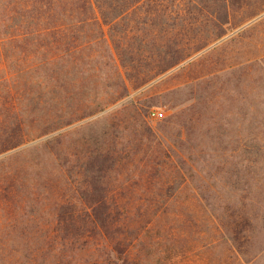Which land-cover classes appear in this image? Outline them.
Instances as JSON below:
<instances>
[{
  "label": "trees",
  "instance_id": "trees-1",
  "mask_svg": "<svg viewBox=\"0 0 264 264\" xmlns=\"http://www.w3.org/2000/svg\"><path fill=\"white\" fill-rule=\"evenodd\" d=\"M263 12L264 0H0V63H5L3 68L0 64V204L7 198L30 196L25 200L30 208L39 201L41 205L43 194L31 191L34 183L22 170H12L22 152L17 160L10 153L38 138L28 148L46 150L52 144V158L66 190L54 204L58 230L48 237L52 246L46 255L35 250L38 260L43 264H141L127 248L147 227L149 216L161 206L167 210L172 201L148 197L136 212L131 211L130 200H116L113 191L118 185L111 180L125 148L116 149L117 143L107 138L91 149L87 137L83 146L89 147L74 153L70 133L75 126L92 124L85 122L102 113L111 118L138 112L133 90L183 68L204 51H213L220 39L238 28L244 31ZM239 69L225 70L237 73ZM186 111L181 107L168 120L180 124L169 140L175 145L180 139V158L188 153L192 159L190 144L197 129L195 118ZM184 115L188 122H183ZM24 161L39 169L44 163L37 152ZM181 162L186 165L185 159ZM191 168L194 165L187 167ZM168 176L159 181L161 195L162 190L180 188L187 179L182 175V180L170 184ZM19 177L25 180L21 186L15 185ZM140 185L144 192L153 188ZM16 187L18 196L9 191ZM197 188L202 192L201 183ZM208 202L220 221L223 239L244 254L264 213L250 216L238 203ZM106 238L114 240V246Z\"/></svg>",
  "mask_w": 264,
  "mask_h": 264
},
{
  "label": "rangeland",
  "instance_id": "rangeland-1",
  "mask_svg": "<svg viewBox=\"0 0 264 264\" xmlns=\"http://www.w3.org/2000/svg\"><path fill=\"white\" fill-rule=\"evenodd\" d=\"M245 27L244 31H231L213 51L200 53L183 68L133 90L138 112L127 111L111 118L102 113L85 122L92 123L89 126H75L70 133L74 153L99 147L107 138L109 143H117L116 149L125 148L111 180L114 178L113 184L118 185L113 191L116 200H130L131 211L136 212L148 197L172 201L167 210L161 206L157 214L149 216L138 238L130 235L133 239L128 252L141 264H264V221L256 225L252 243L242 254L223 239L216 212L208 206V201L216 205L235 202L250 216L264 213V12ZM0 64L5 67L4 62ZM229 66L240 69L237 73L225 70ZM181 107L195 118L197 129L190 144L195 154L191 159L185 153L191 163L179 156L183 153L180 139L175 145L169 140V134L179 132L180 124H169L168 120ZM153 110H162L165 115L157 118L151 114ZM183 122H188L185 115ZM141 127L144 130L136 132ZM87 137L91 140L88 147L83 146ZM40 140L10 152L14 160L22 152L12 170H22L35 184L30 185L31 191L43 195L41 205L39 201L35 208L25 201L30 196L14 201L7 198L0 204V264H43L38 260L39 252L34 251L39 249L46 255L52 246L48 237L58 230L54 204L66 191L64 178L52 158V144L46 150L28 148ZM33 152L44 160L40 169L24 161ZM184 159L187 166L181 162ZM189 165L194 168L187 169ZM180 171L186 181L178 189L162 190L161 195L158 184L162 176L169 175V183L176 184L182 180ZM24 181L19 177L15 185ZM140 183L151 185V192H144ZM197 183L202 184V192ZM16 189L9 191L18 196ZM106 241L114 246L111 238Z\"/></svg>",
  "mask_w": 264,
  "mask_h": 264
},
{
  "label": "built area",
  "instance_id": "built-area-1",
  "mask_svg": "<svg viewBox=\"0 0 264 264\" xmlns=\"http://www.w3.org/2000/svg\"><path fill=\"white\" fill-rule=\"evenodd\" d=\"M151 114L157 118L163 117L165 115L164 111L162 110H153Z\"/></svg>",
  "mask_w": 264,
  "mask_h": 264
}]
</instances>
